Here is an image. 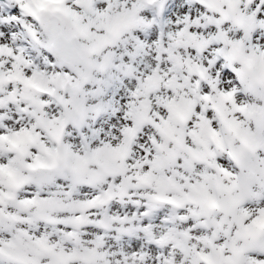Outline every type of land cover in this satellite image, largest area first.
I'll return each mask as SVG.
<instances>
[{
	"label": "snow or ice",
	"instance_id": "1",
	"mask_svg": "<svg viewBox=\"0 0 264 264\" xmlns=\"http://www.w3.org/2000/svg\"><path fill=\"white\" fill-rule=\"evenodd\" d=\"M0 264H264V0H0Z\"/></svg>",
	"mask_w": 264,
	"mask_h": 264
}]
</instances>
